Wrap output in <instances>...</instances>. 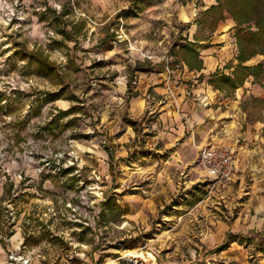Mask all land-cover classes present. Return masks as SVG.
<instances>
[{
	"label": "rangeland",
	"instance_id": "rangeland-1",
	"mask_svg": "<svg viewBox=\"0 0 264 264\" xmlns=\"http://www.w3.org/2000/svg\"><path fill=\"white\" fill-rule=\"evenodd\" d=\"M218 3L0 0V264H264V75L204 106L211 74L178 47L232 73ZM139 70L166 92L138 96ZM209 142L233 150L228 184L197 164Z\"/></svg>",
	"mask_w": 264,
	"mask_h": 264
},
{
	"label": "trees",
	"instance_id": "trees-1",
	"mask_svg": "<svg viewBox=\"0 0 264 264\" xmlns=\"http://www.w3.org/2000/svg\"><path fill=\"white\" fill-rule=\"evenodd\" d=\"M218 2L217 6H211L205 10V13L208 14L211 11L224 8L219 18L215 21L213 20V26L218 25L221 20L225 19V11L236 22L235 38L238 45V56L237 64L230 66L233 68L231 74L221 73L216 70L211 74L209 83L217 90L235 91L250 77L253 76L255 79L262 80L264 75L263 62L255 65L246 64L247 61L256 55H264V0H218ZM186 26L187 24L185 23L181 30H185ZM178 47L183 61L190 70L200 71L203 68V60L193 43H184L178 45ZM48 64L49 62L43 59L41 66L47 68ZM224 249L225 244H222L217 250Z\"/></svg>",
	"mask_w": 264,
	"mask_h": 264
},
{
	"label": "built area",
	"instance_id": "built-area-1",
	"mask_svg": "<svg viewBox=\"0 0 264 264\" xmlns=\"http://www.w3.org/2000/svg\"><path fill=\"white\" fill-rule=\"evenodd\" d=\"M169 73H171V71ZM168 81L169 80H166L167 83ZM168 90L172 96L175 95L170 86ZM200 102L204 106H209L211 103L207 95L202 96ZM197 164L201 172L206 177L213 179L215 184H228L235 172L233 150L224 144L209 142L201 146L198 150ZM26 262L28 263V261Z\"/></svg>",
	"mask_w": 264,
	"mask_h": 264
},
{
	"label": "crops",
	"instance_id": "crops-1",
	"mask_svg": "<svg viewBox=\"0 0 264 264\" xmlns=\"http://www.w3.org/2000/svg\"><path fill=\"white\" fill-rule=\"evenodd\" d=\"M201 57V59L203 60L204 59V57H202V56H200ZM254 58V57H253ZM252 58V59H253ZM213 57L212 56H208V59H207V61H204L203 60V68L200 70V71H202V73L201 74H208V75H210V74H212V73H214L215 71H216V66H217V63L215 64L214 62H213ZM252 59H250L246 64H248V65H250L251 63V61H252ZM257 62V61H256ZM260 62V61H259ZM182 64H183V66H184V72H189V73H191V71H197V70H190V68L188 67V65L183 61L182 62ZM213 64H215V67L213 66ZM257 64V63H256ZM213 67V68H212ZM207 70V71H206ZM143 71V72H142ZM197 72H199V71H197ZM138 73H139V77H140V79H139V81L137 80V83L135 84L136 85V87H135V91L139 94L138 96H143V95H145L146 93H147V90H148V88L149 87H151L152 86V84L153 85H155L154 83H150V81H151V79H149V78H147L148 77V74L146 73V72H144V70H139L138 71ZM163 78H164V85H165V79H166V73L165 74H163ZM144 77V79H142ZM175 84H176V82H174ZM175 84H173V88H174V90L176 91V90H179L180 92L181 91H185V88H186V86H182V85H179V86H177V84L175 85ZM211 84L209 83L208 85H207V87H205L204 89H205V91H208L209 89L212 91V93L214 94L213 96H210V95H207L209 98H210V102L212 103L213 101H214V98H215V94H216V92H218V90L217 89H214L213 88V86L211 85ZM241 87V86H240ZM154 88L157 90V92H159V93H161V92H166V88L164 87V88H162V87H160V86H154ZM179 91H177L176 93L178 94V92ZM184 97H185V94H184ZM135 100H136V98H134ZM140 101H137L136 100V111H137V113L139 112H141V108L139 107L140 106ZM145 105H146V102H145Z\"/></svg>",
	"mask_w": 264,
	"mask_h": 264
},
{
	"label": "bare ground",
	"instance_id": "bare-ground-1",
	"mask_svg": "<svg viewBox=\"0 0 264 264\" xmlns=\"http://www.w3.org/2000/svg\"><path fill=\"white\" fill-rule=\"evenodd\" d=\"M125 256H130L136 263L139 262V259L143 260H154L155 257L150 252L144 253V252H129Z\"/></svg>",
	"mask_w": 264,
	"mask_h": 264
}]
</instances>
